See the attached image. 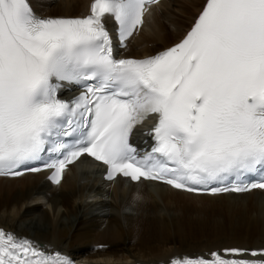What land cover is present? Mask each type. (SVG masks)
I'll list each match as a JSON object with an SVG mask.
<instances>
[{"label": "snow or ice", "instance_id": "6c2138e0", "mask_svg": "<svg viewBox=\"0 0 264 264\" xmlns=\"http://www.w3.org/2000/svg\"><path fill=\"white\" fill-rule=\"evenodd\" d=\"M158 2L93 0L85 17L52 18L37 16L29 0H0V175L49 168L58 184L88 154L110 180L148 179L191 193L264 189V0H206L173 47L114 57L105 14L124 41L143 24L146 5ZM65 83L85 91L63 100ZM153 113V144L141 152L130 137ZM0 264L73 262L0 229ZM171 264H264V249Z\"/></svg>", "mask_w": 264, "mask_h": 264}, {"label": "bare ground", "instance_id": "6f19581e", "mask_svg": "<svg viewBox=\"0 0 264 264\" xmlns=\"http://www.w3.org/2000/svg\"><path fill=\"white\" fill-rule=\"evenodd\" d=\"M91 1L56 0L48 5L43 1L39 11L72 15L85 12ZM167 1L161 0L150 8L139 35L126 49L127 54L151 53L176 41L205 0H182L179 5L183 10L173 21V27L160 9ZM97 170L96 165L82 158L64 173L57 185L44 180L42 172L0 176V227L34 241L48 252L65 250L83 256V261L112 264L155 263L174 254H207L228 247L248 250L264 247V191L210 195L178 190L159 182L127 183L123 178L105 185ZM38 195L49 202V210L40 203L30 204ZM91 195L102 198L88 200L87 196ZM218 205L227 211L241 212V219L250 223L248 230L214 242L184 244L185 225L181 215ZM130 239L141 243L135 242V247L129 248ZM97 243L108 245L93 249Z\"/></svg>", "mask_w": 264, "mask_h": 264}, {"label": "rangeland", "instance_id": "374dc122", "mask_svg": "<svg viewBox=\"0 0 264 264\" xmlns=\"http://www.w3.org/2000/svg\"><path fill=\"white\" fill-rule=\"evenodd\" d=\"M181 1L182 0H168L166 4L162 6L167 10H164L160 7L161 10H164L163 13H165L164 15L167 16L168 25L171 27L174 26L173 21L176 20L177 16L181 15L183 10V8L179 5ZM170 7L172 8L170 9ZM35 202L36 201L33 200L30 202V204ZM45 206L48 210L51 207L48 203L45 204ZM219 207H222V205H218V207L209 209L198 208L196 211L186 212L185 216L181 215L180 220H182V224L185 225L184 230L186 238L183 239L184 244L193 245L192 243H205L207 241L214 242L215 239L223 240L225 239L226 235L229 236L230 234H233L237 231L240 233H245L248 230L250 223L244 222L243 219H241L243 217L241 212L238 214L237 212L224 210L225 207ZM135 242L141 243V240H128V247H135L133 246L135 245ZM168 242L172 243L171 240Z\"/></svg>", "mask_w": 264, "mask_h": 264}]
</instances>
